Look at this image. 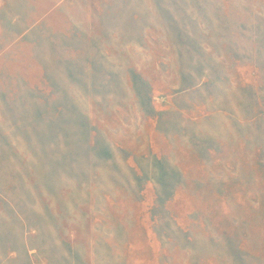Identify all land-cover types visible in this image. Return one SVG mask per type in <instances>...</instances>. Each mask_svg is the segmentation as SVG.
Returning a JSON list of instances; mask_svg holds the SVG:
<instances>
[{
  "label": "rangeland",
  "instance_id": "obj_1",
  "mask_svg": "<svg viewBox=\"0 0 264 264\" xmlns=\"http://www.w3.org/2000/svg\"><path fill=\"white\" fill-rule=\"evenodd\" d=\"M0 264H264V0H0Z\"/></svg>",
  "mask_w": 264,
  "mask_h": 264
}]
</instances>
